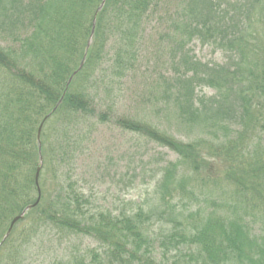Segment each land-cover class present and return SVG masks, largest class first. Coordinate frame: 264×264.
Wrapping results in <instances>:
<instances>
[{"label":"trees","instance_id":"16d2710c","mask_svg":"<svg viewBox=\"0 0 264 264\" xmlns=\"http://www.w3.org/2000/svg\"><path fill=\"white\" fill-rule=\"evenodd\" d=\"M102 1L0 0V242L40 190L0 246V264H27L45 230L94 243L56 264H264V0H105L89 46ZM163 6H174V23L155 42L177 74L157 82L155 99L197 136L184 141L137 116L115 122L176 153L158 183L159 203L98 209L57 169L49 191L52 167L65 168L81 147L109 43V69L123 77L147 25L165 24ZM194 40L221 49L226 62L197 60ZM198 81L215 94L197 98Z\"/></svg>","mask_w":264,"mask_h":264},{"label":"rangeland","instance_id":"374dc122","mask_svg":"<svg viewBox=\"0 0 264 264\" xmlns=\"http://www.w3.org/2000/svg\"><path fill=\"white\" fill-rule=\"evenodd\" d=\"M171 2L175 6L178 4L176 0ZM173 7L169 6L168 10H165V6L162 7L163 14L168 12L164 25H160L157 20L147 25L135 67L123 77L117 76L109 69L112 65L111 56L114 47L113 41L109 43L108 50L111 54L107 55L109 59L104 63L108 70L104 72L103 65V68H97L96 73L105 82H96V85L94 83L95 87L93 86L91 90L94 97V113L85 116L81 124L79 141L81 149L77 151L74 161L69 165L66 164L65 168L57 165L55 168L52 167L54 170H50L48 190L53 186L52 177L57 169L63 182L69 180L68 177L76 181L86 197H90L92 207L110 209L118 214L122 210L132 209L142 203L146 208H152L159 203L158 183L163 177L167 163L176 160V153L139 133L126 130L115 122L117 116H137L158 125L160 129L166 130L178 139L187 141L194 137L195 132V137L197 136V130L188 129L186 132L184 126H177L174 118H167L160 113L159 99L158 101L155 99L161 89L158 86L160 83L157 82H163V78L170 80L177 74L170 54L163 53L161 51L163 47L159 49L158 41L155 42L160 33L172 29L175 17ZM188 48L203 64L226 62L221 49H216L214 45H204L194 40ZM198 82L195 88L197 98L215 94L213 88ZM102 114L104 116L108 114L106 120H102ZM49 138H52L51 141L54 143V139L59 136ZM36 197L37 195L34 198ZM157 224L161 223L157 222ZM160 229L159 225L155 226L158 233ZM45 231L47 233L39 239L43 241L29 250L32 255L27 264H56L53 262L55 259L59 260L67 254L70 256L73 251L82 252L84 247L94 244L89 238L81 239L74 235L59 239L52 234L55 232Z\"/></svg>","mask_w":264,"mask_h":264},{"label":"water","instance_id":"95a60500","mask_svg":"<svg viewBox=\"0 0 264 264\" xmlns=\"http://www.w3.org/2000/svg\"><path fill=\"white\" fill-rule=\"evenodd\" d=\"M104 4H105V0L102 1V3L100 4V6H99V8H98V10H97V12H96V14H95V17H94V20H93L92 35H91L90 40H89V46H90V44H91V42H92L93 34H94V31H95V26H96V22H97V14H98L99 11L102 10ZM85 57H86V54H85V56H84V58H83V60H82V62H81V64H80L79 68L73 73L71 79H72L73 76H74V75H75V74H76V73L82 68V66H83V64H84V61H85ZM71 79H70V80H71ZM69 82H70V81H69ZM41 129H42V125L39 127V130H38V141H39V142H40V136H41ZM39 145H40V144H39ZM40 162H41L40 164H42V157H41V161H40ZM40 169H41V166L38 167V169H37V173H36V184H37V185L39 184V174H40V171H41ZM39 201H40V190H39V197H38V199H37L34 203L27 205V206L25 207V209H24L19 215L15 216V217L12 219V221H11V223H10V226H9V229L7 230V232L5 233V235H4L3 239H2V241L0 242V246H1V245L3 244V242H5L6 239L10 236V234H11V232H12V230H13L14 225H15L20 219H23V218L25 217V214H26L30 209L34 208V207L39 203Z\"/></svg>","mask_w":264,"mask_h":264}]
</instances>
